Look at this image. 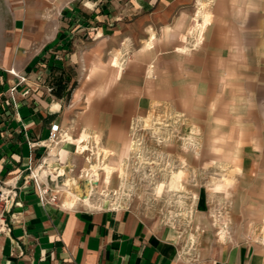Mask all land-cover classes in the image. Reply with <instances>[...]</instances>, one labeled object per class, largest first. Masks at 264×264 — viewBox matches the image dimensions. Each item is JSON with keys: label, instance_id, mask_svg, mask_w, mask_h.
I'll use <instances>...</instances> for the list:
<instances>
[{"label": "crops", "instance_id": "1", "mask_svg": "<svg viewBox=\"0 0 264 264\" xmlns=\"http://www.w3.org/2000/svg\"><path fill=\"white\" fill-rule=\"evenodd\" d=\"M33 1L0 0V181L20 174L22 186L0 232V264H264V0H133L143 7L112 16L67 9L97 20L48 31L32 23ZM52 61L77 81L69 100L49 90ZM157 104L188 116L211 149L227 146L209 159L236 181L220 236L206 231L186 252L160 220L127 205L95 208L76 190L91 187L82 143L120 151L134 116ZM51 122L70 132L59 149L69 196L42 204L23 178L45 152L30 141H46Z\"/></svg>", "mask_w": 264, "mask_h": 264}, {"label": "rangeland", "instance_id": "2", "mask_svg": "<svg viewBox=\"0 0 264 264\" xmlns=\"http://www.w3.org/2000/svg\"><path fill=\"white\" fill-rule=\"evenodd\" d=\"M33 4L41 13L31 21L44 23L46 31L49 26L72 29L97 20L90 15V18L79 20L70 18L66 15L67 9H77L85 14L98 9L112 16V11L125 13L130 6L143 7L140 1L133 0H34ZM207 13L204 11L202 16L204 24ZM200 23L196 24L198 29ZM198 29L192 30L191 36H198ZM77 30H73L75 35H82V31ZM69 38L60 36L57 42L71 41ZM47 50L48 46L38 57L39 61L47 58ZM193 123L188 116L174 112L167 104H157L145 114L134 116L120 151L98 150L90 141L83 142L79 150L84 153V171L87 170L89 178L97 182L94 200L89 197V189L81 195L77 184L79 198L93 207L122 201V205L160 220L180 236L185 252L199 246L206 231L219 237L222 227L227 225L231 203L225 190L228 184L236 181L235 178L229 180L225 162L209 159L210 152L212 155L218 153L221 158L220 153L227 146L211 149L203 143L204 134ZM66 177L69 175L66 174L64 179Z\"/></svg>", "mask_w": 264, "mask_h": 264}, {"label": "built area", "instance_id": "3", "mask_svg": "<svg viewBox=\"0 0 264 264\" xmlns=\"http://www.w3.org/2000/svg\"><path fill=\"white\" fill-rule=\"evenodd\" d=\"M203 33V30L199 31L198 29V36L196 41L192 44V48L199 46L203 42ZM20 78L21 80H25L23 76ZM14 89L15 87L12 88V90ZM52 89V86H49V90L52 91ZM67 133H70L69 130L64 128L59 122H51L46 141H30V147L32 149L42 145L45 147V152L36 163L28 165L27 174L23 178V186L27 187L32 184L42 204L56 202L59 192L63 191L62 185L65 183L64 177L67 174V167L65 165L66 159L62 160L60 156H57L56 160H51L50 156L52 147L62 144L65 141L64 139ZM19 176L20 174L8 180L0 181V232L10 230L7 214L12 210V207L18 203V194L22 188L18 183ZM89 181L91 186L89 197H92V200H94L97 180L89 178ZM122 204V201H115L107 204V206H96L95 204L94 207L119 209L124 206ZM195 258L197 259V256H195Z\"/></svg>", "mask_w": 264, "mask_h": 264}, {"label": "trees", "instance_id": "4", "mask_svg": "<svg viewBox=\"0 0 264 264\" xmlns=\"http://www.w3.org/2000/svg\"><path fill=\"white\" fill-rule=\"evenodd\" d=\"M49 65L52 70L49 81V85L53 88L52 93L58 98L69 100L77 85V81L72 80L71 77L65 73L64 69L54 64L53 61Z\"/></svg>", "mask_w": 264, "mask_h": 264}, {"label": "bare ground", "instance_id": "5", "mask_svg": "<svg viewBox=\"0 0 264 264\" xmlns=\"http://www.w3.org/2000/svg\"><path fill=\"white\" fill-rule=\"evenodd\" d=\"M202 9H203V7H202ZM122 63V62H121ZM67 134H66V138L64 139L65 141L62 143V144H60L58 147H56V149H54V150H52V152H51V156H50V158H51V160H56V158H57V156H60L61 157V159L62 160H65L66 159V157H63L62 156V154H61V152H59V149L60 148H62V146L64 145V143L67 141ZM193 145V144H192ZM55 146H57V145H54L53 147H55ZM59 152V153H58ZM57 154V155H56ZM93 168V167H92ZM46 172V171H45ZM180 175V174H179ZM179 177H181V176H179ZM92 179V178H91ZM64 185V184H63ZM81 190V189H80ZM63 191H66V189H63Z\"/></svg>", "mask_w": 264, "mask_h": 264}, {"label": "water", "instance_id": "6", "mask_svg": "<svg viewBox=\"0 0 264 264\" xmlns=\"http://www.w3.org/2000/svg\"><path fill=\"white\" fill-rule=\"evenodd\" d=\"M86 185H90V181L89 180H86Z\"/></svg>", "mask_w": 264, "mask_h": 264}]
</instances>
